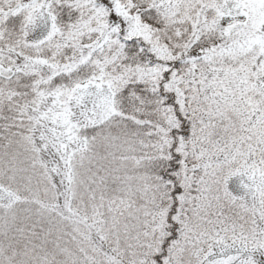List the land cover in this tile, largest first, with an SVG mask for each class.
Here are the masks:
<instances>
[{
    "label": "snow or ice",
    "instance_id": "snow-or-ice-1",
    "mask_svg": "<svg viewBox=\"0 0 264 264\" xmlns=\"http://www.w3.org/2000/svg\"><path fill=\"white\" fill-rule=\"evenodd\" d=\"M0 264H264V0H0Z\"/></svg>",
    "mask_w": 264,
    "mask_h": 264
}]
</instances>
